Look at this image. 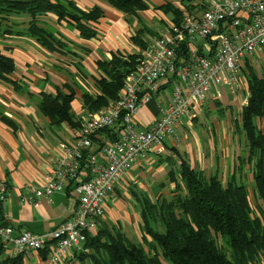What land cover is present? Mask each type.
<instances>
[{
  "label": "crops",
  "instance_id": "crops-1",
  "mask_svg": "<svg viewBox=\"0 0 264 264\" xmlns=\"http://www.w3.org/2000/svg\"><path fill=\"white\" fill-rule=\"evenodd\" d=\"M70 1L83 11L99 7L104 13L103 18L94 24L98 37L91 40L82 39L80 33L68 23H57V18L53 15L45 18L46 24L56 28L73 43V50L81 59L51 53L27 37L17 38L26 40L14 43L21 44L19 48L12 46L9 39L0 40L10 45L4 44L3 47L10 49L5 51V54L13 58L17 65V72L13 74L12 79L18 84L16 87L0 83V183L5 184L9 192L8 200L0 201V222L13 227L17 234L23 231H30L36 235L49 234L73 216L80 198L74 189L75 184L66 185L64 191L55 192L49 199L43 198L37 207L24 202L23 199L34 195L36 190L43 187L54 168L59 145L73 140L82 124L101 112H86L82 97L83 93L94 96L98 93L94 78L101 74L97 63L109 62L116 54H142L156 42L160 29L172 24L179 25L190 15L200 16L206 11L207 2V0H202L201 3L198 0H146L148 9L139 12L137 17L129 22V18L123 12L104 0ZM168 4L183 10L179 22L176 21L174 10L167 7ZM143 26L155 33L154 36H146L145 40L150 45L147 49L135 45L132 41V37ZM78 65L82 67V72ZM73 80L76 81L74 84ZM178 81L180 82L177 75H172L157 98L137 111L135 119L139 127L144 129L161 118V109L172 99L163 103L159 101L160 96L170 86L174 92V83ZM240 81L244 84L243 74L240 75ZM67 84L74 88L76 93L71 107L75 119L81 121L79 127H73L67 122L60 126L52 125L50 119L38 108L41 93L55 94L57 87L63 88ZM215 87L217 88L213 87L208 92V102L205 106L193 108L191 124L185 121L178 127L176 140L167 138L163 150H159L158 147L152 149L146 157L141 158L139 165L129 172L125 177V184L118 188V197L108 201L105 215L97 221L96 234L105 230L121 231L131 240L142 242L143 231L139 213L141 210L139 205L136 207L137 201L129 194L132 193L129 190L134 189L145 194L152 203L159 198L172 195L175 183L169 180V172L173 160L188 161L193 169L201 172L209 168L222 172L227 167L228 170H232L231 175L235 179L242 180L239 169L244 163L242 156L246 153L241 150L240 142H246V138L239 134V142L237 131L241 128L238 118L242 122V109L245 107L244 105L242 107L241 101L248 98L249 102V87L246 85L244 88L241 101L234 100L227 86ZM4 116L11 119L15 126L4 122L2 120ZM198 122L205 123L207 129L210 125V133H207V139L203 141L193 129ZM258 124L264 133V120ZM210 134L212 139H209ZM92 151L99 153L100 147L94 144ZM250 166L248 163V169ZM247 171L245 169V174ZM246 177L251 187L253 176L246 174ZM81 251L90 252L83 246L80 251L72 252L62 264L77 263ZM15 257L12 244L0 243V262ZM21 264L50 262L45 251H36L22 256Z\"/></svg>",
  "mask_w": 264,
  "mask_h": 264
},
{
  "label": "trees",
  "instance_id": "trees-1",
  "mask_svg": "<svg viewBox=\"0 0 264 264\" xmlns=\"http://www.w3.org/2000/svg\"><path fill=\"white\" fill-rule=\"evenodd\" d=\"M104 1L123 12L129 22L139 12L148 9L146 0ZM167 7L174 10L179 22L183 10L172 4ZM22 14H28L26 22L15 20L18 17L14 16ZM50 15L57 18V23H68L82 39L91 40L98 37L94 24L103 18L104 13L99 7L83 11L70 0H0V37H27L51 53L81 59L73 50V43L44 22ZM154 34L143 26L132 41L147 49L150 45L145 38ZM140 60L141 54H116L109 62H98L101 75L94 78L98 93L95 96L83 93L85 111L99 112L119 99L127 77L138 67ZM77 67L82 69L79 65ZM15 69V61L0 50V80L17 87V82L9 79ZM262 72L260 75L249 61L243 69L250 98L242 109L241 128L246 133L249 146L248 163L254 177L251 187L234 177L226 183L215 175L207 178L193 169L188 161L183 160L178 165L173 160L169 180L176 184V190L170 197H162L152 203L145 194L134 189L131 191L141 210L142 242L131 240L121 231H99L94 236H87L84 249L90 252L81 251L77 263L67 264H262L264 134L257 126V120L264 119V70ZM75 82L73 80L72 84ZM75 95L69 84L57 87L55 94L39 95L38 108L52 125L60 126L67 122L73 127L80 126L81 121L75 119L71 107ZM2 120L15 126L5 116ZM0 225L7 224L1 221ZM21 259L22 256H16L0 264H21Z\"/></svg>",
  "mask_w": 264,
  "mask_h": 264
},
{
  "label": "built area",
  "instance_id": "built-area-1",
  "mask_svg": "<svg viewBox=\"0 0 264 264\" xmlns=\"http://www.w3.org/2000/svg\"><path fill=\"white\" fill-rule=\"evenodd\" d=\"M260 56L264 58V0H207L200 16L160 29L119 99L86 120L73 140L59 145L45 184L23 199L37 207L43 198L75 184L80 198L73 216L45 235L17 234L0 225V243L12 244L15 256L45 251L50 264H62L82 249L88 235L96 234L97 221L108 201L118 197L129 172L152 149L163 150L167 138L176 140L178 127L191 124L193 108L207 104L214 85L227 86L234 100L241 101L240 75L247 61L256 65ZM172 75L180 80L174 83L172 101L161 109L160 119L142 129L137 111L157 98ZM241 103L248 105V98ZM94 144L99 153L92 151ZM8 198L6 185L0 183V201Z\"/></svg>",
  "mask_w": 264,
  "mask_h": 264
},
{
  "label": "rangeland",
  "instance_id": "rangeland-1",
  "mask_svg": "<svg viewBox=\"0 0 264 264\" xmlns=\"http://www.w3.org/2000/svg\"><path fill=\"white\" fill-rule=\"evenodd\" d=\"M200 3L202 2V0H198ZM14 17H18V18H16L15 20H19V21H21V22H23V21H25L26 22V20L28 19V14H22L20 17H19V15H16V16H14ZM11 37H14V38H11ZM17 38H19L18 36H14V35H6L5 37H0V40H7V41H12V43H11V45L12 46H15V47H18L19 48V46H21V44H14V43H18V41H26V40H24V39H17ZM9 39V40H8ZM4 42H0V50H1V52L6 56V54H5V51H9L10 49L7 47V49L6 48H4L3 46H4ZM7 44V43H6ZM5 44V45H6ZM6 46H10V45H6ZM6 53H8L9 54V52H6ZM7 57H9V56H7ZM9 58H11V57H9ZM11 59H13V58H11ZM14 60V59H13ZM15 65H16V63H15ZM257 67V68H256ZM254 68H255V70H257L258 72H259V74L261 75L263 72V70H264V58L262 57V56H260L258 59H257V62H256V65L254 66ZM17 72V65H16V69H15V73ZM14 73V74H15ZM243 74V73H242ZM12 76H13V74L9 77V79L10 80H12V81H14L13 79H12ZM243 77H244V84H242L241 83V88H242V90H241V88H240V96L241 95H243L242 94V92H245L244 91V88L246 87V85L248 86V80H247V76L245 75V74H243ZM246 77V78H245ZM14 82H16V81H14ZM0 83H5V84H10V83H8V81H5V80H0ZM214 87V89L215 88H217V87H215V85L213 86ZM219 88H221V87H219ZM172 93H173V87L172 86H170V87H168L162 94H161V96H160V99H159V101H162L163 103H167V102H169L171 99H172ZM241 107V106H240ZM242 107H243V105H242ZM241 107V108H242ZM102 111V110H101ZM239 119V120H238ZM237 120H238V122L240 121V124L242 125V122H241V119L240 118H238ZM261 120H264V119H258L257 120V126H259V124H258V122L259 121H261ZM242 121H243V117H242ZM237 122V121H236ZM208 125V124H207ZM206 126V124L205 123H202L201 124V122H198L197 123V125H194V127H193V129L195 130V132H197V134H198V136L200 137V139L203 141V139H207V133H210V125H208V129L205 127ZM259 128V127H258ZM233 129H234V125H233ZM239 131H237L238 133H237V140L239 141V134H243L242 136L244 137V139L246 138V133H245V131H244V129L243 128H240V129H238ZM260 130V129H259ZM261 131V130H260ZM261 133L262 134H264L263 133V131H261ZM196 134V135H197ZM177 135H178V131H177ZM209 139H212V137H211V134H210V138ZM245 141H246V139H245ZM240 142V141H239ZM241 144V150H244V152L243 153H246L245 155H243L242 156V158H244V160H243V164H242V166H240V169H239V171H240V175H241V178L240 179H242V180H244V182L245 183H249V179L246 177V174H252V167L250 166V168L248 169V167H247V164H248V158H249V146H248V143H247V141L246 142H240ZM246 155H248V158L246 159ZM247 160V161H246ZM245 161H246V163H245ZM181 163H182V160H180L179 159V161H178V165H181ZM245 169H247L248 171L246 172V174H245ZM199 171V170H198ZM199 172H201V171H199ZM205 172V174H206V176L205 177H207V178H211V177H213L214 175L215 176H217L220 180H222V182L223 183H226L228 180H231V179H233V175H231V172H232V170L230 169V170H228V168L226 167V169H224L222 172H220L219 170H215V168H209L208 170H206V171H204ZM204 172H201V173H204ZM204 174V175H205ZM253 176V175H252ZM252 178V177H251ZM253 180H254V177H253ZM253 182L254 181H252L251 182V184H253ZM176 190V184H175V189L171 192V193H173L174 191ZM132 191V189L131 190H129V192H131ZM129 194H131V193H129ZM171 196V195H170ZM170 196H168V197H170ZM253 196V195H252ZM168 197H165V198H168ZM160 199V198H159ZM158 199V200H159ZM251 199H252V197H251ZM136 207H138V203H137V205H136ZM140 213V216H141V212H139Z\"/></svg>",
  "mask_w": 264,
  "mask_h": 264
}]
</instances>
